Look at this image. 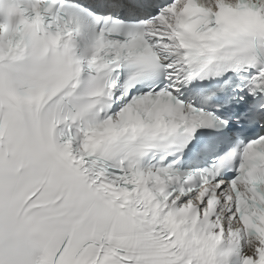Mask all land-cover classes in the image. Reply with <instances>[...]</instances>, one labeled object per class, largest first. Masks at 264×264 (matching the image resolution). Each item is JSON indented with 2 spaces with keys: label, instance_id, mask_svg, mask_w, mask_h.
Returning <instances> with one entry per match:
<instances>
[{
  "label": "snow or ice",
  "instance_id": "snow-or-ice-1",
  "mask_svg": "<svg viewBox=\"0 0 264 264\" xmlns=\"http://www.w3.org/2000/svg\"><path fill=\"white\" fill-rule=\"evenodd\" d=\"M0 264H264V0H0Z\"/></svg>",
  "mask_w": 264,
  "mask_h": 264
}]
</instances>
